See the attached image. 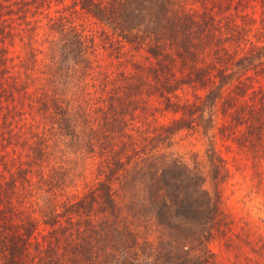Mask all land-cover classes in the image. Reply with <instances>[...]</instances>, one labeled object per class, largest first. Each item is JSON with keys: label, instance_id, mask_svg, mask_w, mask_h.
<instances>
[{"label": "trees", "instance_id": "trees-1", "mask_svg": "<svg viewBox=\"0 0 264 264\" xmlns=\"http://www.w3.org/2000/svg\"><path fill=\"white\" fill-rule=\"evenodd\" d=\"M90 18L104 27L90 26ZM241 19L237 37L247 45L234 64L245 71L221 102L229 117L218 136L249 149L257 170L264 85L245 79L248 68L264 76V0L253 31L255 17ZM229 25L208 11L196 19L182 0H0L1 264H100L97 241L112 232L132 246L118 264H216L212 241L234 247L233 217L223 206L226 156L212 148L187 161L166 150L176 133L199 129L201 103L176 92L224 76L234 57L222 31ZM126 42L144 45L153 61H134ZM128 61L133 67L122 69ZM139 69L150 77L147 90L133 81ZM150 95L170 119H149ZM40 224L48 229L41 239ZM150 224L157 245L138 239L136 229L147 233ZM260 234L243 256L234 248L231 264H264ZM140 248L147 254L140 257Z\"/></svg>", "mask_w": 264, "mask_h": 264}, {"label": "rangeland", "instance_id": "rangeland-1", "mask_svg": "<svg viewBox=\"0 0 264 264\" xmlns=\"http://www.w3.org/2000/svg\"><path fill=\"white\" fill-rule=\"evenodd\" d=\"M66 1L69 2L70 0ZM182 1L184 2L185 10L190 14H193L196 19H201L202 14H207L208 11V13L212 12L215 17L219 18L221 23L228 22V24H231L229 27L222 28L224 33L223 36L229 35L224 41L225 45L227 46L228 51L234 55V57L230 58L231 60L228 62V67L224 76L222 78L216 77V81L212 87L197 88L194 90L190 86L185 85L182 88H179L176 92L181 100L197 99L196 101L201 103L199 111V129L193 132L182 130L176 133L173 137V143L166 149L171 152L172 155H180L187 161H192V158L197 157L198 155H200V157L203 156L206 150L212 148L220 149L226 156L231 174L227 182L223 185V206L233 217V227L232 233L230 231V237L235 240V244H233L234 247L232 248H225L223 244L224 239L221 237L220 239L212 241L210 245L216 252V264H231V261L234 260L235 249L238 250L240 256H243L241 250H245L247 253V251H249L248 245H250V242L255 243L258 235H261L260 233H264V221L262 220L264 219V198L262 195V188L264 187V160L259 161V164L256 165L258 168L255 170L249 149L247 150L245 148H241L236 142L230 139L221 140L218 136V126L229 117V115L225 116L222 114L220 110L221 102L224 97L231 92L230 89L233 87L234 82H236L235 76L245 71V65L241 66V64H234L235 59L240 55V53H242V47L247 45V41L244 42L241 36L237 37V30L240 28L238 27V24L239 26L242 24V14L247 15V17H255V21L251 23V31L254 30L260 20L261 0ZM87 22H89L90 26V22H92V26L97 29L104 27L100 23H94L92 18L88 19ZM106 28L112 31L111 28L105 27V29ZM38 33L37 40L41 43L40 47H44L47 43L46 41L43 42V39H45L43 28H38ZM213 41L214 44L212 43V45L214 47L216 40L214 39ZM18 47L19 46L16 43L12 48L18 49ZM123 49L127 51L125 52L126 55H133L132 59L142 64L144 67L153 61V58L149 56L145 50L144 45L135 49L130 43L126 42ZM40 56L43 55L40 54ZM129 64L130 62L128 61L121 64L120 67H123L122 69L131 68V66L133 67L132 64ZM139 70L141 74L135 76L137 77L136 79L133 77V81L139 82L141 80L142 89L147 90V82L150 77L147 76L144 70ZM246 73L252 76L251 79L247 78L245 80L248 83L250 81V83L253 84V87L257 88L261 84L264 85V76H262V74L254 71L252 68H248ZM241 75V77H245V74ZM250 89L251 87L248 90L250 91ZM146 92L147 91L139 94V97L146 96ZM242 97L237 98L236 101H239V99L242 100ZM146 102L149 106L147 114L150 112L154 113L153 115H149V119L153 120V117H156V120L166 121L171 118L172 115L168 111L159 110L161 108V103L156 95H150ZM127 191L128 196L126 195L125 198L120 201L123 205H127V203H129L128 197L130 193H133V189L128 188ZM135 223H140L141 225L139 227L144 225L142 219L138 217H135L133 220V224ZM47 230L48 229L44 224H40L38 230L35 232V235L37 234L38 238L41 239L42 236L46 234ZM136 231L140 241L147 238L150 242H153L154 245H157V234L153 231L151 224L148 226L147 233L143 228L139 231L136 229ZM103 235V239L97 241V244H99V248L97 247V250L99 251L97 256L98 262L102 264L103 258H106L108 264H118L123 253L132 247L131 245L129 246V239L123 234L117 236V234L113 232L112 234L104 233ZM110 243H112V248H110ZM114 243H116L117 250H119V252H117L119 253L118 258L114 257ZM163 247L164 246H160L158 252H160V257L164 258L166 253L164 249H167V247ZM109 251H112V256ZM138 253L140 257H142L147 254V251L140 248Z\"/></svg>", "mask_w": 264, "mask_h": 264}]
</instances>
